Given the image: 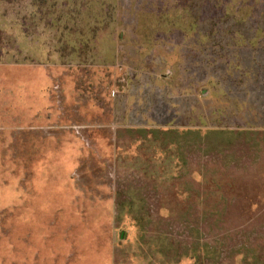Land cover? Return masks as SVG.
Returning a JSON list of instances; mask_svg holds the SVG:
<instances>
[{"label": "rangeland", "instance_id": "obj_1", "mask_svg": "<svg viewBox=\"0 0 264 264\" xmlns=\"http://www.w3.org/2000/svg\"><path fill=\"white\" fill-rule=\"evenodd\" d=\"M56 2L62 15L51 6L48 18L59 15V29L97 35L87 56L61 50L32 0H0V264H147L132 220L115 217L118 192L127 201L142 188L153 212L166 198L135 166L146 155L133 137L146 120L197 131L189 141L208 156L190 155L189 177L206 206L227 210L222 231L207 227L217 214L203 222L211 248L218 236L223 264H264V0ZM161 9L190 16L198 32H168L163 22L175 16ZM189 82L203 83L196 97ZM162 87L179 100V117ZM142 107L157 114L140 117Z\"/></svg>", "mask_w": 264, "mask_h": 264}, {"label": "trees", "instance_id": "obj_2", "mask_svg": "<svg viewBox=\"0 0 264 264\" xmlns=\"http://www.w3.org/2000/svg\"><path fill=\"white\" fill-rule=\"evenodd\" d=\"M32 5L34 7L38 6L37 10L39 9L42 18L44 17V22H42L45 26H49L50 28L56 27L59 34L58 42L61 45V50L68 51L67 47L70 46L69 55L72 59H81L96 49L94 41L97 35L94 34V31L92 35L87 37H84L81 32H74V35H71L69 34L70 31H68L69 27L65 29V31L59 29L61 24L59 21L60 17H58L59 15L57 17H52L51 20L48 18L53 10L51 6L56 8L57 13L60 12V16L62 15V11L58 9V7L60 8L61 6V2H56V0L53 3L49 0H32ZM216 7H219L218 4H216ZM186 8L188 7H183L182 10L187 12L188 10ZM176 9H179L178 6ZM162 11V9L158 11L160 12L158 13L159 17L163 16L161 14H175L172 10L168 13H163ZM65 15V24H73V19L69 17L71 14ZM223 15L224 17L230 16L224 9ZM174 16L177 20L172 18L171 21L168 20L167 22H163L168 28L165 30L168 32L173 30L183 31L185 34L198 32L190 16L187 18V21L186 19L183 20L179 15ZM104 17L103 15L100 18L99 22L101 24L104 21ZM163 30L162 28L161 31ZM69 35L74 36L72 42L65 40ZM62 38H64L63 40L65 41H62ZM131 131L132 130H129L128 132ZM135 132L138 136H134L133 140L140 143L139 147L146 155L145 159L144 156L137 159L135 163L136 169L142 172L144 177L150 175L152 178L149 183H151V187H154L156 194L160 195L158 192V188H160L166 197L159 200L158 203L156 202L155 206H157V209L153 212L149 209V205L151 206L150 200L153 201V198L150 196L149 200L148 195L143 196L141 192L145 190H141L142 188L135 189L136 191L139 190L138 195L132 192L127 201L122 200L118 192L116 197L115 217L120 219L126 216L132 220L134 226L137 228L136 250L138 252L136 254L146 261L147 264H178L183 259H191L193 264H223L221 262V248L219 249L221 239L219 240V237L216 236L214 239L216 246L211 248V241L206 237L207 233L203 228V225H207L203 222L209 220V216L217 214L218 219L215 220V224H210L207 227L209 232H211L212 228L222 231V227H220L219 223L223 222L222 216L226 215L227 210L217 209L216 211V209L206 206L207 193H200L194 186V182L191 180L192 177H189L191 172L190 155L194 152L197 154L201 153L199 152L201 151L200 148L197 146L196 149L198 150H194L192 142L189 141L193 132L197 131L178 132L174 130H164L162 128H140ZM200 156L201 158H205L208 155L200 154ZM213 182H215L214 186L216 189H223L222 184L224 180L214 178ZM182 187L184 191L180 193L179 189ZM168 191L174 193L173 198L167 196ZM182 194L183 197H181ZM225 198L224 196H220L219 199L222 200L220 203L223 202L227 206L230 202L225 200ZM183 204L186 205L187 208L179 209ZM197 205H199L201 209H195L194 206ZM203 206L204 208L202 209ZM145 207H148V210H145ZM178 223H180V227L181 223L186 224L183 228L184 232H182V235L176 232V229L179 228L176 226ZM220 233L222 232H219L218 235H220ZM182 236L185 238L186 242H182ZM142 246L145 247L141 248ZM145 248L146 250L144 251L143 249ZM260 259L258 256L253 257L251 264L259 263L261 261Z\"/></svg>", "mask_w": 264, "mask_h": 264}, {"label": "crops", "instance_id": "obj_3", "mask_svg": "<svg viewBox=\"0 0 264 264\" xmlns=\"http://www.w3.org/2000/svg\"><path fill=\"white\" fill-rule=\"evenodd\" d=\"M170 37H173V35H170ZM189 45H191V41H189ZM132 80H131V82H133V81H135L137 78H135L134 80H133V78H131ZM151 79V81L153 80L152 78H150ZM192 79L191 78H189V81H191ZM193 81V80H192ZM136 82H137V80H136ZM186 82H188V81H186ZM185 82V83H186ZM193 82H195V81H193ZM189 85H188V95L189 96H193L194 95V97H196V87L198 86V85H203V83H199V84H197L196 86H192V85H190V82L188 83ZM191 84H193V83H191ZM162 89H163V98L165 97L166 99H167V101L168 100H172V102H173V105H170V107H171V109H172V113L174 112L175 113V116H177V117H179V115H180V113H181V109H180V106H179V100L177 99V97H171V98H169L168 96H167V89H165V87H162ZM204 92H206V91H204ZM202 95V94H201ZM142 99H143V101H144V98L142 97ZM143 101L141 100V102L140 103H138L139 104V106H141V105H143ZM163 101H164V99L162 100L161 99V103H163ZM171 101H169L168 103H170ZM152 104V103H151ZM153 105L155 106V103H153ZM150 107V106H149ZM149 107L147 108L146 107V109L145 108H141L142 109V111L143 112H141L142 114H139L140 115V117H145L146 116V118H151L150 116H151V114L152 115H156L155 113H151V114H148V113H150V111L148 110L149 109ZM164 107H165V109H168V110H171L170 108H168L167 106H165L164 105ZM159 110V109H158ZM144 111H147V113L146 112H144ZM154 112H155V109L153 110ZM131 112V111H130ZM138 111L137 110H134V111H132L131 113H129V117L130 118H134V117H138V113H137ZM152 112V111H151ZM169 112V111H168ZM145 113L147 114V115H145ZM153 117V116H152ZM189 117V116H188ZM191 121V120H190ZM193 121H195V120H193ZM123 122V121H122ZM124 123V122H123ZM124 124H127V123H124ZM136 123H128V125H135ZM144 126H147V128H148V126H149V128H163V127H168V126H175L176 127V125H178L179 124V122H177V121H166V122H156V121H148V120H146V121H144L143 123H142ZM141 124V125H142ZM137 125V124H136ZM194 131H196V130H194ZM206 158V157H205Z\"/></svg>", "mask_w": 264, "mask_h": 264}]
</instances>
